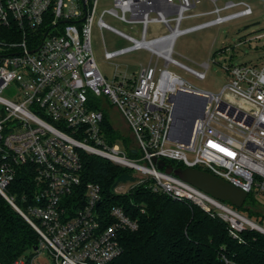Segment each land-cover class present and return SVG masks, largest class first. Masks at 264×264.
I'll return each instance as SVG.
<instances>
[{"label":"built area","instance_id":"obj_1","mask_svg":"<svg viewBox=\"0 0 264 264\" xmlns=\"http://www.w3.org/2000/svg\"><path fill=\"white\" fill-rule=\"evenodd\" d=\"M100 1L112 5L103 9L100 29L130 43L120 51H106L105 58L138 50L151 54L133 77L115 76L110 82L96 63L91 37ZM203 1L78 0L79 9L70 16L65 0H0V194L35 229L38 251H49L55 264H108L121 253L122 234L139 228L123 207L103 205L100 185L83 182V153L137 172L134 186L150 180L153 192L218 215L234 238L247 228L264 230L228 202L159 170L153 162L156 157L208 172L247 195L264 192V58L226 65L230 81L220 94L199 90L168 69L174 65L204 80L209 64L199 71L176 60V38L254 15L253 0H226L223 7L218 6L221 0H206L215 5L212 14L217 18L182 30L186 13ZM105 15L141 25L140 38L107 24ZM150 23L170 32L149 39ZM246 42L264 48V29ZM9 87L15 89L12 99L3 96ZM179 93L205 100L188 143L171 141L173 97ZM102 97L122 115L142 158L130 159L116 143L106 142ZM199 110V102L192 100L185 121ZM25 165L35 168L36 188L27 213L7 195L17 170ZM133 185H118L113 192L125 195ZM14 264L27 261L21 258Z\"/></svg>","mask_w":264,"mask_h":264},{"label":"trees","instance_id":"obj_2","mask_svg":"<svg viewBox=\"0 0 264 264\" xmlns=\"http://www.w3.org/2000/svg\"><path fill=\"white\" fill-rule=\"evenodd\" d=\"M101 129L108 144L122 140L126 155L136 158L109 122L103 119ZM82 162L83 182L100 185L103 205L121 206L139 223L136 231L122 234L121 253L108 264H264V233L247 228L234 238L218 215L153 192L148 180L117 195L113 190L120 183L136 180L131 169L86 153ZM167 163L186 168L175 161ZM34 178L35 168L22 166L7 188V195L25 213L34 204ZM39 246L38 233L0 194V264H14L23 257L31 264Z\"/></svg>","mask_w":264,"mask_h":264},{"label":"rangeland","instance_id":"obj_3","mask_svg":"<svg viewBox=\"0 0 264 264\" xmlns=\"http://www.w3.org/2000/svg\"><path fill=\"white\" fill-rule=\"evenodd\" d=\"M225 2L226 0L219 1L218 6L223 7ZM64 3L66 5L65 13L70 16H73L79 9L78 0H65ZM251 4L254 10L252 17L240 18L224 24L210 26L176 38L174 44V58L176 60L199 71L206 70L204 64H209L204 80H199L174 65H170L168 69L199 90L212 94H220L230 81V76L225 69L226 65L231 64L235 66L256 62L264 58V48L255 49L254 46L246 42L247 37L264 29V4L258 0H253ZM111 7L112 5L109 2H99L91 37L96 63L103 75L110 82L114 81L115 76H119V79L133 77L140 70L141 66L147 65L151 59V54L145 50L122 54L111 60L105 58L106 51L110 53L116 52L130 46V43L125 39L114 35L110 31L101 30L98 26L103 9ZM214 9L215 5L212 2L203 1L196 8L186 13V17L181 23V29L184 30L190 26L202 25L215 20L217 16L212 14ZM228 13L230 12H223L222 15ZM104 21L118 30L140 38L141 25L125 24L111 15H105ZM169 32L165 26L158 23H150L148 26L149 39L154 36L166 35ZM158 67L164 68L163 62H159ZM14 95L15 89L9 87L3 96L7 99H12ZM99 102L104 114L103 119L109 122L118 133V136L127 142L130 153L136 156V158L131 156L132 158L130 159L142 158L137 157L140 154V150L136 137L129 129L118 109L110 102L109 98L102 97L99 99ZM116 144L120 147L121 151H125L122 140ZM189 158H192L190 154ZM142 164L144 165V162ZM136 175L137 172L133 171V177ZM134 182L136 180L132 179L119 185L128 187L133 185ZM235 209L264 228V192L251 194L243 207ZM22 259L27 261L25 257ZM32 264H55V261L49 251L40 250L33 256Z\"/></svg>","mask_w":264,"mask_h":264},{"label":"water","instance_id":"obj_4","mask_svg":"<svg viewBox=\"0 0 264 264\" xmlns=\"http://www.w3.org/2000/svg\"><path fill=\"white\" fill-rule=\"evenodd\" d=\"M196 100L199 102V113L185 121L187 114V107ZM173 103L175 104V124L171 132L172 142H184L188 143L193 134L196 120L202 116L205 108V100L200 99L195 94L179 93L173 97ZM185 121V123H183ZM154 164L157 165L159 170L165 171L167 174L174 175L181 180L188 182L207 194L223 201L230 203L235 208H241L244 206L248 195L239 188L234 187L230 183L211 175L208 172L192 169V168H174L166 161L153 158ZM101 202L98 203L100 205ZM264 233L263 229H258ZM37 250V249H36Z\"/></svg>","mask_w":264,"mask_h":264},{"label":"crops","instance_id":"obj_5","mask_svg":"<svg viewBox=\"0 0 264 264\" xmlns=\"http://www.w3.org/2000/svg\"><path fill=\"white\" fill-rule=\"evenodd\" d=\"M191 27H194V26L187 27L186 29H189V28H191ZM186 29H184V30H186ZM154 37H157V36H154Z\"/></svg>","mask_w":264,"mask_h":264}]
</instances>
